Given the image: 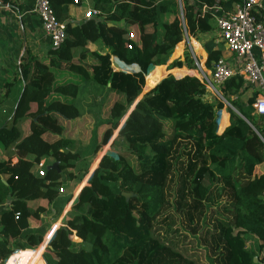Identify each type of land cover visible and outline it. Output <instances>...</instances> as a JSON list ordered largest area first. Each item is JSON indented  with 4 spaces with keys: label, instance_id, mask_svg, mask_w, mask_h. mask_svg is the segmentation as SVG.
Wrapping results in <instances>:
<instances>
[{
    "label": "trees",
    "instance_id": "obj_1",
    "mask_svg": "<svg viewBox=\"0 0 264 264\" xmlns=\"http://www.w3.org/2000/svg\"><path fill=\"white\" fill-rule=\"evenodd\" d=\"M181 1L182 13L178 0H93L98 14L76 25L69 7L82 0H48L67 37L43 57L26 48L14 84L23 89L0 126L7 153L0 162V264L17 252L8 264H44V251L47 264H254V257L236 256L229 235L249 234L264 248V116L254 107L256 92L240 76L222 86L237 112L228 109L231 126L220 134L226 105L206 99L197 78L170 74L158 84L164 66L180 77L195 68L188 48L169 63L175 49L182 54L185 33L195 50V40L202 44L212 69L225 46L216 37L201 41L217 31L210 9L227 13L243 0ZM0 5L19 10L13 0ZM113 59L138 72L115 71ZM146 74L158 85L140 99ZM92 86L107 95L85 123L94 136L85 148L66 130L82 120L80 98ZM116 132L87 183L92 159ZM82 181L63 226L50 232L44 250L29 252L52 228L36 203L47 202L58 218L71 201L60 190Z\"/></svg>",
    "mask_w": 264,
    "mask_h": 264
},
{
    "label": "built area",
    "instance_id": "obj_2",
    "mask_svg": "<svg viewBox=\"0 0 264 264\" xmlns=\"http://www.w3.org/2000/svg\"><path fill=\"white\" fill-rule=\"evenodd\" d=\"M178 2L182 13V1L178 0ZM262 10V0H243L242 3L235 4L231 11L215 17L218 41L224 44L234 58L243 62L231 66L224 58H221L213 64L212 69H208L194 51V39L185 33L183 43L190 50L195 68L188 70L189 72L182 77L173 73L171 75L178 79L186 76L197 78L205 87L206 99L216 98L223 103L226 101L221 91L222 86L229 79L240 76L256 92L254 107L259 115L264 116V15ZM36 11L42 22L43 32L49 37L52 48H59L67 37L66 24L57 20L48 0H37ZM96 15V12H89L86 18ZM130 38H135L134 33L130 34ZM37 170L40 176H45L44 162L38 164ZM60 192H63V189ZM20 253L22 252L17 254L18 257ZM44 254L45 251L41 253L40 261L47 264ZM13 256L15 255L11 257ZM11 257L5 264L9 263Z\"/></svg>",
    "mask_w": 264,
    "mask_h": 264
},
{
    "label": "crops",
    "instance_id": "obj_3",
    "mask_svg": "<svg viewBox=\"0 0 264 264\" xmlns=\"http://www.w3.org/2000/svg\"><path fill=\"white\" fill-rule=\"evenodd\" d=\"M190 1L194 2V0ZM13 2H15L19 10L12 9L7 5H0V126L7 123L9 115L16 105L18 91L23 89V86L19 88L20 85L16 86L14 84L21 79L19 71L26 48H28L33 55L38 57L45 56L49 50L52 49L50 39L44 34L42 22L36 11L37 0H13ZM262 2V15H264V0H262ZM210 11L215 13V17L223 13L219 6L210 9ZM89 12H96L93 0H82V6L70 5L69 7L70 18L76 25L86 20V15ZM174 18L175 17L172 15L169 17V20L172 21ZM181 45L183 50L182 54L175 56V49L170 63L174 60L184 59V50L186 46L183 42ZM195 46L196 50L193 45L194 51L201 62L206 66L208 58L207 53L200 42L195 43ZM90 48L92 50L97 49L96 46H90ZM224 50L225 54L223 58L231 66L243 62L242 60L234 58L226 48ZM113 66L115 71L131 74L138 72L137 67H127L117 59H113ZM222 119L221 121L224 126L221 128L220 134L231 126L229 113H223ZM22 130L24 137L30 134L29 121L23 123ZM6 154L7 153L0 149V162L7 159ZM16 161L17 159H14V162ZM258 172L264 173V165L258 168ZM41 202L36 204L42 206ZM49 237L48 234L46 241H49ZM46 241H44L43 244Z\"/></svg>",
    "mask_w": 264,
    "mask_h": 264
},
{
    "label": "rangeland",
    "instance_id": "obj_4",
    "mask_svg": "<svg viewBox=\"0 0 264 264\" xmlns=\"http://www.w3.org/2000/svg\"><path fill=\"white\" fill-rule=\"evenodd\" d=\"M214 36L216 38H219L217 35V32H216L213 35L203 36L201 41L209 40L211 38H214ZM195 43H197V41H195ZM181 48H182V46H181ZM186 48H187V46H186ZM185 50H184V52H185ZM170 61H172V60H170ZM164 67H165V73H167L164 77H166V76H168V74H171V72L168 70V65L164 66ZM113 68H114V66H113ZM145 79H146V85H145V88L143 90V94L148 92V90H151L154 86L157 85V84H155L149 80V78L147 77V74H146ZM105 92H106L105 90H102L101 88H98L95 86L87 87L86 90L84 91L82 97L80 98V108H81L82 114H83V116L81 117L82 120L73 124V125L70 124L67 126L66 135L72 139H79L85 148H90V146L92 145L93 138H94L93 132L89 131L88 129H86L84 127L85 123H92L94 121V117H92L91 115H96L98 112H100L99 111V108H100L99 105H100L101 101L105 99V97H106L105 95H107V93H105ZM113 97L114 96L110 95L109 99H111ZM141 97H140V99H141ZM210 101L216 102L219 100L216 98H212V99H210ZM219 102H221V101H219ZM225 105H226V108H225V111L223 113H229V110H234L235 112H237L236 109H233V107L230 104L225 102ZM105 114L106 113L103 111L102 112V118H104V119H105ZM221 119H222V116L218 122L219 123V132H220L221 128H223V126H224ZM230 121H231V119H230ZM97 131H98L97 135L100 136L99 142H101V140H102L101 138H103V135L105 134L106 130L104 128H100ZM117 135H118V132H116L113 135L112 139L109 141V143L106 146H104L101 149V151L98 153V155L94 159H92L91 166L89 169L90 170L89 175L87 176L88 180L91 177V175L93 174V172L95 171V169L98 168V165H99L101 159L103 158L102 157L103 154L105 153V155H106L110 151L111 145H112L113 141L115 140V138L117 137ZM83 181L79 184L74 182V183H70L68 185H65V187L63 188L62 195L65 199L70 198L71 201L69 204H67L63 208V212L58 218L55 217V212L49 204H47L46 202H41V205L47 210V213L45 214L46 222H47V224L52 225V228L48 233L49 236H50V232L55 231L58 228V226L59 227L63 226V223L65 222L66 217H67L69 211L71 210L72 205L76 202V200L78 198L77 197L75 199V195H76V192L78 191V189L80 188V186L82 185ZM68 207H70V208L68 209ZM179 223H181V222L176 221V225H174V227L177 226ZM51 238H52V236L49 237V240H51ZM73 238H72V242L74 243ZM48 242L49 241H46V243L41 245L35 251H37L38 249H39V251L44 250V248L48 245ZM229 242H230L231 248H232L233 252L236 254V256H238L242 259H245V260H251L252 257H254V258L257 257L258 259H261V261L264 263V248L261 247L260 243L255 239L254 236H251L249 234L243 235V234H231L230 233ZM74 246L79 247V245H77L75 243H74ZM18 253L19 252L15 253L14 255H17Z\"/></svg>",
    "mask_w": 264,
    "mask_h": 264
},
{
    "label": "water",
    "instance_id": "obj_5",
    "mask_svg": "<svg viewBox=\"0 0 264 264\" xmlns=\"http://www.w3.org/2000/svg\"><path fill=\"white\" fill-rule=\"evenodd\" d=\"M164 78H166V77H164ZM164 78H163V79H164ZM163 79H162V80H163ZM162 80H161V81H162ZM161 81H159L158 84H160ZM158 84H157V85H158ZM157 85H156V86H157ZM156 86H154V87H156ZM154 87H153V88H154ZM153 88H152V89H153ZM152 89H151V90H152ZM151 90H148V92L151 91ZM148 92H146V93H148ZM146 93H144L143 95H145ZM143 95H142V97H143ZM142 97H141V98H142ZM233 109H234V108H233ZM124 122H125V121H124ZM124 122H123V123H124ZM122 125H123V124H122ZM104 155H105V153L103 154V156H104ZM103 156H102V157H103ZM49 169H58V164H53L52 166L49 167ZM88 181H89V180H88ZM88 181H87V182H88ZM124 196H125L126 198H130V195H129V194H124ZM254 264H263V263H259V259H258L257 257H255V258H254Z\"/></svg>",
    "mask_w": 264,
    "mask_h": 264
}]
</instances>
